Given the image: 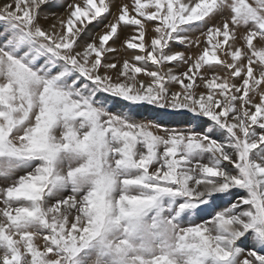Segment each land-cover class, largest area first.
<instances>
[{"label":"snow or ice","instance_id":"snow-or-ice-1","mask_svg":"<svg viewBox=\"0 0 264 264\" xmlns=\"http://www.w3.org/2000/svg\"><path fill=\"white\" fill-rule=\"evenodd\" d=\"M0 264H264V0H0Z\"/></svg>","mask_w":264,"mask_h":264},{"label":"rangeland","instance_id":"rangeland-1","mask_svg":"<svg viewBox=\"0 0 264 264\" xmlns=\"http://www.w3.org/2000/svg\"><path fill=\"white\" fill-rule=\"evenodd\" d=\"M165 214H168V213H165Z\"/></svg>","mask_w":264,"mask_h":264}]
</instances>
